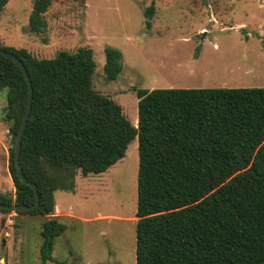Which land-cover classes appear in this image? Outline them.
<instances>
[{
  "label": "trees",
  "instance_id": "obj_1",
  "mask_svg": "<svg viewBox=\"0 0 264 264\" xmlns=\"http://www.w3.org/2000/svg\"><path fill=\"white\" fill-rule=\"evenodd\" d=\"M52 1L32 0L27 32L45 33ZM153 14L152 2L146 27ZM0 48L23 63L33 91L19 164L39 203L18 215L48 218L40 231L41 264L52 260L54 240L66 230L53 216L54 193H73L77 173H105L135 139V264H264V88L135 89L133 126L118 104L94 90L91 49L37 59L25 49ZM104 55V77L115 81L121 54L108 47ZM3 89L15 194L0 193V204L30 206L33 190L19 181L13 161L28 87L16 64L0 56Z\"/></svg>",
  "mask_w": 264,
  "mask_h": 264
},
{
  "label": "rangeland",
  "instance_id": "obj_2",
  "mask_svg": "<svg viewBox=\"0 0 264 264\" xmlns=\"http://www.w3.org/2000/svg\"><path fill=\"white\" fill-rule=\"evenodd\" d=\"M152 2L146 27L144 11ZM31 9L32 0H7L0 13V47L25 49L37 59L91 49L94 90L118 104L133 126L135 89L264 88V0H53L43 35L26 31ZM108 47L121 54L115 81L104 77ZM6 93L0 90V193L13 197ZM137 169L135 139L105 173H77L73 193H54L58 208L71 209L72 216L61 221L66 230L45 264H135ZM45 220L0 212V264H41Z\"/></svg>",
  "mask_w": 264,
  "mask_h": 264
},
{
  "label": "water",
  "instance_id": "obj_3",
  "mask_svg": "<svg viewBox=\"0 0 264 264\" xmlns=\"http://www.w3.org/2000/svg\"><path fill=\"white\" fill-rule=\"evenodd\" d=\"M1 1V0H0ZM0 56L12 61L14 64H16V66L20 69V71L22 72L26 82H27V87H28V99H27V105L25 108V112L24 115L22 117L17 135H16V139H15V144H14V150H13V161H14V166L16 169V175L19 179L20 182H22L23 184L29 186L32 190H33V194H34V199L35 202L33 205L30 206H18V205H3L0 204V210H4L7 212H14V213H23V212H27L30 210L35 209L38 206L39 203V195H38V191H37V187L35 184L29 182L25 176L23 175L22 172V168L19 164V156H20V148H21V141L23 138V134L26 128V124L28 121V117L30 114V110H31V103H32V96H33V91H32V86H31V82L29 79V76L27 74V71L23 65V63L12 53L4 51L0 48ZM20 220V216H16L15 217V222H18ZM1 262V261H0Z\"/></svg>",
  "mask_w": 264,
  "mask_h": 264
},
{
  "label": "crops",
  "instance_id": "obj_4",
  "mask_svg": "<svg viewBox=\"0 0 264 264\" xmlns=\"http://www.w3.org/2000/svg\"><path fill=\"white\" fill-rule=\"evenodd\" d=\"M3 123V122H2ZM137 123V122H136ZM1 146H3V143H2V140L0 139V147ZM2 149V148H1ZM5 184L4 185H8V183H9V180H8V178L5 180V182H4ZM57 192V191H56ZM55 201V200H54ZM70 211V213L69 212H66V211H64V210H62V208H58V206L55 204V209H54V214H53V216L54 217H56V218H58V220L59 221H62V220H64V219H69L68 217H71L72 216V214H71V209H69ZM48 219V218H47Z\"/></svg>",
  "mask_w": 264,
  "mask_h": 264
}]
</instances>
